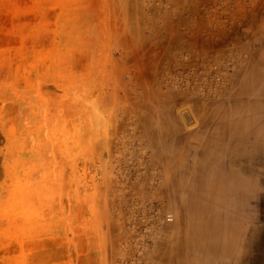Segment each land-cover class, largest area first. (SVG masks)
<instances>
[{"label": "rangeland", "instance_id": "obj_1", "mask_svg": "<svg viewBox=\"0 0 264 264\" xmlns=\"http://www.w3.org/2000/svg\"><path fill=\"white\" fill-rule=\"evenodd\" d=\"M255 75L250 112L237 93ZM261 80L264 0H0V264H244L264 212ZM154 91L180 96L161 102L158 134ZM229 93L209 126L186 102ZM214 140L218 173L244 189L208 206L197 235L189 192L160 187Z\"/></svg>", "mask_w": 264, "mask_h": 264}, {"label": "bare ground", "instance_id": "obj_2", "mask_svg": "<svg viewBox=\"0 0 264 264\" xmlns=\"http://www.w3.org/2000/svg\"><path fill=\"white\" fill-rule=\"evenodd\" d=\"M243 73L244 74L246 73V70H244V68H242L241 70H239L238 75H237V78L243 76ZM257 78L258 77L256 75L253 76V78L251 77L250 80H247L245 82V84L242 85L239 88L238 93H237V94H239L238 95L239 98L237 99V101L239 102V105H241L240 107H243V105L246 104L248 106V108H249L248 110L250 112H254V111L256 112V110L258 108V106L256 104H253V103L248 104L247 103L248 102V96L250 95L251 88H253L254 84L256 83ZM262 82L263 81L261 80V83ZM259 85H257V86L259 87ZM195 95L193 94L192 97L187 98L186 102L187 101L190 102V100L192 98L194 99V100L192 99L193 100L192 101L193 102V109L200 115V119L199 120L203 124H206L208 126L211 125V124H213V123H216L218 119L222 120L221 119V116H220V112H218V111H220L221 109L223 110V108H224V111H226V109H228V108H231V109L234 108V107H232L233 105L232 106L231 105H228L229 102H230V100H231V97H229L230 96V93H229V95L228 94H223L222 95L223 97L222 98L220 97L221 99H219V100H216L215 99L216 98L215 96H214L215 98H212L211 97L212 100H211L210 97H207V98H204V99H201V98L195 99L194 98ZM166 98H164V96L163 97H160L158 95V93L155 92L154 94H151V102L147 103L144 106L145 119L149 122L148 129H147L148 131H150V132L152 131V132L158 134V133H162V132H164V130H166L165 128H166V125L169 122V120H167L166 117H165V115L161 112L160 104H161V102L162 103L164 102L166 106L170 107V106H172V104L174 103V101L177 100V98L178 99L180 98V96L174 98L173 100L172 99H169V98L166 99ZM183 99H186V98H183ZM213 99H215V100H213ZM250 100H252V99H250ZM234 101H236V100H234ZM209 110L211 111V113L208 114V115H206L207 114L206 112L209 111ZM240 110L241 109H239V111ZM160 124L163 125V128H162V130L159 131L158 130V125H160ZM227 124H226V126H228ZM222 126H224V125H222ZM257 126H258V123H257ZM250 128H252V127H250ZM257 128H259V127H257ZM260 128H262V127H260ZM257 131H258V129H257ZM227 135H228V132H227ZM178 136L179 135H175V136H173L172 134L170 135V137L172 139H174V138L178 139ZM184 136H186V135H184ZM245 137H247V136H245ZM225 138H226V136H225ZM225 138H224V140H225ZM247 141L245 140L244 137H242V139H241V145H244L245 142H247ZM216 148H217V140H214L209 145V150H208L209 155L205 154L207 156H204L203 159H201L200 161L198 160V162L195 165H193L192 170L188 173V176H186L187 179H185V178H178L175 181V183H174V189L173 190H171V188L169 189L168 186L160 187L161 188V190H160V194L161 195H168L172 191H179L181 189H185L186 191L189 192L190 195H189L188 206H189L190 209H192V210L194 209L195 211H197V219L198 220L194 222L195 223L194 224V229H195V232L197 233V235H203V233H204L203 232V226H204L205 218H203V215H204V212H205V210L207 209L208 206L214 204V202L216 200L217 201H220V202L222 201L224 203L225 202H228V200L229 201L230 200H235L234 199V196H232V193H236V192L241 191V190L244 189V181L241 179V177L239 175H237V172L236 171L231 172V173H228V176L225 175L226 177L230 178V180L221 177V175L218 173L217 168H216V166L218 165L217 164L218 161H216V164L217 165H215V160H213V159H215L214 158V156H215L214 153L217 151ZM215 154H217V153H215ZM181 155H182V153H181ZM214 194L221 195V198L220 199L219 198L216 199L214 197H211ZM186 219H187V217H186ZM226 233L228 235H235V229L233 227H230L229 228V231H227L226 228H225V230H224V228H222L221 230L220 229H215V232H214L215 235L226 234ZM182 234H183V232H182ZM211 234L212 233H210L209 235H211ZM184 236H185V234H184ZM182 238H184V237H182ZM182 240H184V239H182ZM183 243H184V241H183ZM181 245H183V244H181ZM183 250H185V249H183Z\"/></svg>", "mask_w": 264, "mask_h": 264}, {"label": "crops", "instance_id": "obj_3", "mask_svg": "<svg viewBox=\"0 0 264 264\" xmlns=\"http://www.w3.org/2000/svg\"><path fill=\"white\" fill-rule=\"evenodd\" d=\"M262 206L264 211V204ZM232 227L235 229V235L230 237L235 238L237 230L235 226ZM214 239L216 242L219 238ZM242 242L245 245L244 264H264V212L261 216L258 215L256 224L250 228L247 237L242 238Z\"/></svg>", "mask_w": 264, "mask_h": 264}, {"label": "built area", "instance_id": "obj_4", "mask_svg": "<svg viewBox=\"0 0 264 264\" xmlns=\"http://www.w3.org/2000/svg\"><path fill=\"white\" fill-rule=\"evenodd\" d=\"M172 219V217H170V219L169 220H171Z\"/></svg>", "mask_w": 264, "mask_h": 264}]
</instances>
